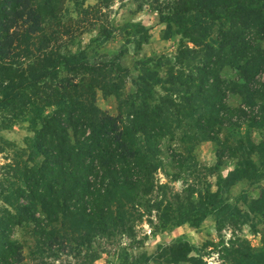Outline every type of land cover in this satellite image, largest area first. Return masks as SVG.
I'll return each mask as SVG.
<instances>
[{
  "label": "trees",
  "instance_id": "obj_1",
  "mask_svg": "<svg viewBox=\"0 0 264 264\" xmlns=\"http://www.w3.org/2000/svg\"><path fill=\"white\" fill-rule=\"evenodd\" d=\"M85 1L0 0V112L9 109L13 120L37 125L28 140V159L20 168L17 163L14 182L2 190L0 264L24 262L14 232L28 223L54 247L78 235L91 243L93 233L108 234L128 222L134 207L164 188L157 180L161 139L179 135L187 153L205 141L230 152L228 137L218 138L223 130L241 133L246 126L264 133V0L155 1L165 25L163 40L179 36V46L172 57L137 60L139 75L126 93L120 54L91 64L79 47L83 31L116 0L84 7ZM68 3L76 18L69 16ZM126 26L138 35L135 51L141 50L150 38L148 29L139 23ZM100 30L94 42L103 44L111 33ZM225 67L235 71V80L221 77ZM98 92L115 96L116 115L96 105ZM234 96L239 98L235 106L229 103ZM261 140L260 166L250 159L239 162L222 180L225 191L240 181L262 180L264 136ZM220 194L219 187L200 197V216L192 207L172 216L168 203L162 228L198 227L209 215L216 224L243 215L236 202ZM240 199L264 217V192L254 198L243 192ZM155 207L159 210V202ZM247 250L227 255L232 264H264V248ZM191 252L179 242L159 258L166 264H201ZM148 261L141 254L130 264Z\"/></svg>",
  "mask_w": 264,
  "mask_h": 264
},
{
  "label": "rangeland",
  "instance_id": "obj_2",
  "mask_svg": "<svg viewBox=\"0 0 264 264\" xmlns=\"http://www.w3.org/2000/svg\"><path fill=\"white\" fill-rule=\"evenodd\" d=\"M155 1L157 0H116L101 10L102 15L97 24L86 28L79 39V47L88 53L87 59L91 64L105 63L111 56L121 55L119 60L123 69L121 75L124 76L125 93L133 90V82L139 75L137 60L161 55L172 57L179 46V36L163 40L165 25L159 21ZM96 3L95 0H86L84 7ZM66 6L69 16L76 18L73 4L68 3ZM127 23H139L149 31L148 43L143 44L139 51H135L134 45L138 35L131 33ZM100 27L111 33V38L103 44L94 42L101 31ZM70 49L72 52L78 50L76 46ZM220 74L227 81L235 80L236 77L235 71L230 67L223 68ZM60 77L64 75L61 74ZM158 90V95L163 93L160 88ZM95 103L110 115L117 114L114 95L105 97L98 92ZM229 103L238 105L239 98H229ZM36 126L31 125L26 118L13 120L9 109L0 112V209L4 206L1 200L4 195L2 190L11 187L14 182L17 163L20 168L28 159V140L33 137ZM240 132H220L219 140L228 137L230 152L219 149L218 142L205 141L187 153L188 147L181 142L179 135L173 139H161L162 170L157 173V180L164 188L156 189L151 201L145 202L143 199L142 205L134 207L131 211L133 217L128 222L117 224L108 234L93 233L91 243L78 239V235L70 238L69 242L62 241L54 247L46 245L43 234L35 233L37 227L34 228L31 223L25 224L14 232V240L23 250L22 264H130L134 257L141 254L149 258L145 264H166L159 258L162 250L179 242L187 243L192 248L189 256L196 257L201 264H232L227 255L230 251L241 248L248 252L249 247L255 251L264 248L261 243L264 217L250 212L246 205L239 202L242 201L240 198L243 192L251 198L264 192V176L255 185L247 181L237 182L230 192L225 191L222 183L228 172L245 159L260 166V154L257 150L264 133L257 129L250 130L246 126ZM250 141L253 147L249 145ZM219 187L220 198L231 204L236 202L243 215H235L232 220H224L220 224H216L214 217L209 215L198 227L185 223L162 228V215L168 213L165 210L168 203L172 206V216L181 212L183 207L185 212L192 207L193 215L200 216V197L217 192ZM237 198L240 200L237 201ZM156 202L160 204L159 210L155 207Z\"/></svg>",
  "mask_w": 264,
  "mask_h": 264
}]
</instances>
